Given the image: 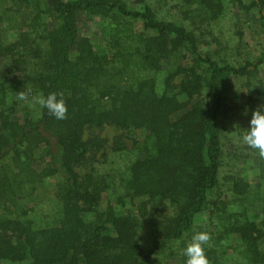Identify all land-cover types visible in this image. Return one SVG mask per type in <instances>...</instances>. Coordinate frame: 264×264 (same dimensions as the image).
<instances>
[{"label": "trees", "instance_id": "1", "mask_svg": "<svg viewBox=\"0 0 264 264\" xmlns=\"http://www.w3.org/2000/svg\"><path fill=\"white\" fill-rule=\"evenodd\" d=\"M6 1L30 11L0 33V264H185L194 228L209 264H264V160L233 142L264 105V0ZM106 125L139 134L124 166Z\"/></svg>", "mask_w": 264, "mask_h": 264}, {"label": "rangeland", "instance_id": "2", "mask_svg": "<svg viewBox=\"0 0 264 264\" xmlns=\"http://www.w3.org/2000/svg\"><path fill=\"white\" fill-rule=\"evenodd\" d=\"M149 1L153 3L154 7L158 11H161V12L168 11L169 13H175L178 10V7L175 4L180 6L179 0H149ZM229 1L230 0L226 1L225 7H232ZM245 1H248V0H245ZM3 4L1 5V8L2 10L4 9L5 13H4L2 20H0L1 37L4 42H13L14 40L21 37L20 33L22 31L26 30L25 13L30 11V7L25 2H21V1H18L16 3L18 7H16V5L11 3L10 1H6L5 4L4 5ZM226 24H227V20H224V21H220L219 23L215 24V26H221L224 29H226ZM80 28H81L82 33H85L91 36L95 44L101 43L102 37L101 35L97 33L96 24L91 20V18L82 16V19L80 21ZM245 38L249 41V43L251 44L254 43V46H255V43L258 39L264 40V34H261L258 37L256 36L254 40V35L252 34L251 29L245 28ZM29 41H31V39H28V42ZM35 42L39 43V40L35 39ZM203 43H206V42H203ZM201 46H202V49L206 48L204 44ZM207 49H209L208 46H207ZM32 97L33 96L28 95V101H23V103L27 104L26 106L29 108L33 107V106H30L29 104ZM228 125L230 126L229 123ZM100 133L102 136L105 137L106 144H110V143L112 144L113 137L118 134H121L122 141L120 142V146L122 148L120 147L121 148L120 150L110 151L111 157L108 158V162H112L115 165H119V166L126 165L128 161L127 151L129 150V145L132 143V140L134 138L139 136V134L137 132L135 134L131 131H123V130L120 131L118 128L111 126V125H106L105 128L100 131ZM1 264H11V263L3 262Z\"/></svg>", "mask_w": 264, "mask_h": 264}, {"label": "clouds", "instance_id": "3", "mask_svg": "<svg viewBox=\"0 0 264 264\" xmlns=\"http://www.w3.org/2000/svg\"><path fill=\"white\" fill-rule=\"evenodd\" d=\"M19 101H28V94L24 91H19L17 97ZM30 106L39 105L41 108L47 109L50 116L57 120L67 118L68 107L64 99L63 92H51L46 96L44 94H36L29 102ZM264 105L257 107L250 120V125L242 135L233 137V142L253 149L258 154L259 158L264 160V111L261 109ZM247 109L244 114L247 115ZM211 236L208 231L195 230L191 239L186 246L181 249V255L186 258L185 264H209V259L206 255L205 245H209Z\"/></svg>", "mask_w": 264, "mask_h": 264}]
</instances>
